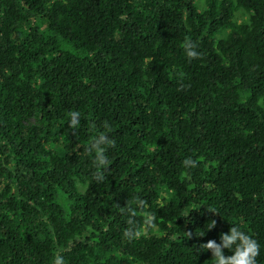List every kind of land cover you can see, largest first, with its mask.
I'll return each instance as SVG.
<instances>
[{
	"label": "trees",
	"instance_id": "trees-1",
	"mask_svg": "<svg viewBox=\"0 0 264 264\" xmlns=\"http://www.w3.org/2000/svg\"><path fill=\"white\" fill-rule=\"evenodd\" d=\"M0 264H264V0H0Z\"/></svg>",
	"mask_w": 264,
	"mask_h": 264
},
{
	"label": "rangeland",
	"instance_id": "rangeland-1",
	"mask_svg": "<svg viewBox=\"0 0 264 264\" xmlns=\"http://www.w3.org/2000/svg\"><path fill=\"white\" fill-rule=\"evenodd\" d=\"M219 1V0H217ZM206 0H193L194 6L198 10H202L205 8ZM248 20V14L241 9H237L233 13V21L235 23H245Z\"/></svg>",
	"mask_w": 264,
	"mask_h": 264
}]
</instances>
